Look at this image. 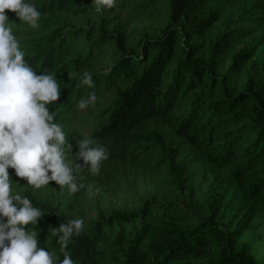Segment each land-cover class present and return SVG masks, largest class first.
I'll list each match as a JSON object with an SVG mask.
<instances>
[{"label":"trees","instance_id":"obj_1","mask_svg":"<svg viewBox=\"0 0 264 264\" xmlns=\"http://www.w3.org/2000/svg\"><path fill=\"white\" fill-rule=\"evenodd\" d=\"M259 8L262 19L264 0H168L164 27L132 44L105 29L88 33L86 46L70 27L40 36L43 49L25 60L37 74L69 69L81 56L95 65L92 46L112 45L117 57L107 72L94 73L91 87L78 77L66 85L55 75L60 98L49 105L54 122L67 119L73 94L111 86L107 123L91 139L108 158L137 150L152 159L156 154L157 170L186 194L187 203L146 199L133 211L100 216L71 238L67 251L75 264H264L250 238L257 210L264 212V81L257 73L264 33L260 21L246 23ZM241 75L245 86L237 90ZM158 118L165 131L148 127ZM189 154L211 176L206 204L193 200ZM20 195L41 211V202ZM50 216L38 220L37 239L60 264L59 235L50 228L71 218Z\"/></svg>","mask_w":264,"mask_h":264},{"label":"rangeland","instance_id":"obj_2","mask_svg":"<svg viewBox=\"0 0 264 264\" xmlns=\"http://www.w3.org/2000/svg\"><path fill=\"white\" fill-rule=\"evenodd\" d=\"M25 3L34 5L41 13L36 28H32L25 21L15 19V13L7 10L5 12L8 17L11 15L13 17L7 21V25L12 28L13 35L25 53V60L29 55L36 53V47L39 51L43 49L42 45H38V39L53 29L57 31H60L61 27L77 29V34L80 35L79 42L84 43L85 46L88 45L87 34H98L100 29L120 32L126 43L132 44L157 33L168 19V0H115L113 8L107 9L100 6L101 11H97L95 0H71L68 3H64V0H25ZM261 16V9H254V13L250 15L254 18L246 23L254 24L260 21L263 26L261 33H264V18L261 19ZM216 31H212V36L216 35ZM74 36L75 34L72 35ZM90 49L96 54L95 65L83 63V56H81L76 66L59 69L52 73L58 74L60 79L65 80L68 85L73 77L82 78L86 72L93 75L96 71L107 72L117 58L111 55L115 50L114 47L110 45L108 48L97 49L92 46ZM70 53L68 51L66 56ZM260 58L263 64L259 69L255 67L253 70L257 69V73L264 81V54ZM56 79L59 82V78ZM234 86L237 90L242 89L245 86V75L239 76ZM91 92H95L93 88L88 94L82 92L77 97L73 94L68 99V117L59 123L66 134V139L73 146V154L78 152L76 147L78 141L85 138L91 139L93 132L107 123L106 119L110 113L109 103L115 94L111 86L107 88L101 86L99 91L95 92L97 96L95 104H89L85 109L78 107L79 102L87 100ZM147 125L149 128L156 126L158 130L164 131L168 128L161 118L149 121ZM189 155L191 156L190 166L194 170L191 180L194 186L193 200L197 204H206L211 176L208 170L200 166V160ZM154 157L149 158L145 153L137 150L122 158H107L102 161L98 174H92L90 169L81 171L74 168L73 175L84 185L75 194L69 191L67 185L59 186L54 181H50L49 185L40 189H35L27 185L26 181L15 177L14 169L9 168L8 172L12 180L13 195L19 193L33 196L43 204L40 206L42 215L50 213V219L62 216L70 217L71 220L83 219L84 229H86L100 216L133 211L146 199L153 201L172 199L187 203L186 194L177 186L170 185L167 176L157 170L156 154ZM78 163L82 164L83 161L80 160ZM17 181L19 184L16 183ZM203 209L202 207L201 210ZM239 214L242 215V212ZM250 238L256 257L264 260V212L261 210L256 212Z\"/></svg>","mask_w":264,"mask_h":264},{"label":"clouds","instance_id":"obj_3","mask_svg":"<svg viewBox=\"0 0 264 264\" xmlns=\"http://www.w3.org/2000/svg\"><path fill=\"white\" fill-rule=\"evenodd\" d=\"M95 3L97 11L102 10L100 6H115V0ZM6 10L32 28L38 27L41 16L25 0H0V264H54L53 253L40 247L37 239L35 226L43 218L42 212L33 207L28 197L13 195L8 169H14L15 177L35 189L54 181L59 186L67 185L75 194L84 185L77 181L73 169H90L92 174H98L102 161L108 158L107 150L94 139L85 138L78 141V152L72 153L73 146L64 130L54 122L55 112L49 110V105L60 98L56 76L47 69L37 74L26 63L25 53L7 25ZM92 77V73L86 72L80 83L91 87ZM96 100L95 92H91L78 107L85 109ZM80 160L82 164L78 163ZM30 224L34 226L32 230L27 228ZM83 230V219L50 228L53 235H59L63 253L60 264H75L67 248L71 238L81 235Z\"/></svg>","mask_w":264,"mask_h":264}]
</instances>
